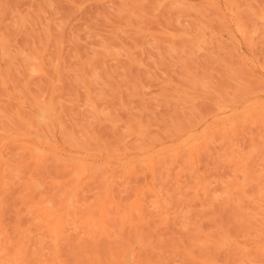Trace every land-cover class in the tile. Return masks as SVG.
<instances>
[{"label":"rangeland","instance_id":"1","mask_svg":"<svg viewBox=\"0 0 264 264\" xmlns=\"http://www.w3.org/2000/svg\"><path fill=\"white\" fill-rule=\"evenodd\" d=\"M0 42V264H264L221 244L264 237V0H0Z\"/></svg>","mask_w":264,"mask_h":264},{"label":"bare ground","instance_id":"2","mask_svg":"<svg viewBox=\"0 0 264 264\" xmlns=\"http://www.w3.org/2000/svg\"><path fill=\"white\" fill-rule=\"evenodd\" d=\"M228 10H229V14L231 15V16H233L234 17V10L232 9V8H227ZM233 19V18H232ZM231 21V20H230ZM232 22V21H231ZM233 22H234V20H233ZM236 24V27H237V29H238V31H240L241 32V35L244 37L245 36V31H244V28H242V27H244V26H242L239 22L238 23H235ZM235 27V26H234ZM232 33V32H231ZM239 33V32H238ZM233 37V36H232ZM236 37V36H235ZM241 37V36H240ZM246 37V36H245ZM234 39H236L237 40V37L236 38H234ZM239 40V39H238ZM0 44H1V42H0ZM3 44V43H2ZM1 49V48H0ZM2 55H3V53H2ZM253 66V65H252ZM9 74V73H8ZM263 76V75H262ZM261 87H263V86H261ZM264 91V90H263ZM253 93V92H252ZM251 93V94H252ZM263 96V95H262ZM244 102V101H243ZM230 103V102H229ZM236 103V102H235ZM259 104H261V103H259ZM219 106H220V104H218ZM229 105V104H228ZM258 106V105H257ZM228 107V106H227ZM232 107V106H231ZM263 107H264V105H263ZM46 109H47V107H45ZM49 109V108H48ZM217 109H218V107H217ZM94 110V109H93ZM218 110H220V109H218ZM217 110V111H218ZM258 111V110H257ZM261 112H264V109H262V110H260ZM239 112V111H238ZM217 113V112H216ZM218 114V113H217ZM56 115V114H55ZM216 115V114H215ZM246 117H248L247 115H245ZM255 117H256V115H254ZM253 116V117H254ZM260 116V115H259ZM255 119V118H254ZM237 120V119H236ZM252 120V119H251ZM232 121V120H231ZM232 122H234V121H232ZM238 122V121H237ZM243 122V121H242ZM194 123V122H193ZM239 123V122H238ZM237 123V124H238ZM246 123H247V120H246ZM256 123V122H255ZM229 124H233V123H229ZM229 124H227L228 125V127H229ZM242 124V123H241ZM41 125V124H40ZM235 125H236V123H235ZM225 126V125H224ZM237 126V125H236ZM211 127V126H210ZM233 127H234V125H233ZM239 127V126H238ZM257 127V126H256ZM15 128V127H14ZM43 128V127H42ZM226 128V127H225ZM240 128V127H239ZM259 128V127H258ZM9 129V128H8ZM48 129V128H47ZM194 129V128H193ZM216 129V128H215ZM236 129V128H235ZM260 129V128H259ZM17 130V129H16ZM223 131H224V129H223ZM16 132V131H15ZM206 132L207 131H203V133H201V135H204V134H206ZM218 132V131H217ZM182 134V133H181ZM211 134H213V133H211ZM214 135V134H213ZM212 135V136H213ZM211 136V137H212ZM223 136H224V134H223ZM11 137H13V136H11ZM207 137V136H206ZM216 137V136H215ZM225 137V136H224ZM239 137H240V135H239ZM62 138V137H61ZM208 138V137H207ZM230 138V137H229ZM242 138V137H241ZM67 139V138H66ZM202 139V138H201ZM214 139V138H213ZM212 139V140H213ZM149 140V139H148ZM184 140V139H183ZM192 140H196V139H192ZM200 140V139H199ZM224 140V139H223ZM144 141V140H143ZM206 141H210V140H206ZM185 142V141H184ZM194 142H199L198 140L197 141H194ZM193 142V143H194ZM224 142V141H223ZM236 142V141H235ZM210 143H211V141H210ZM209 143V144H210ZM178 144V143H177ZM182 144V143H181ZM195 144V143H194ZM198 144V143H197ZM216 144V146L217 145H220V143H215ZM223 144V143H222ZM225 144V143H224ZM239 144V143H238ZM189 145H191V144H189ZM200 145V144H199ZM139 146V145H138ZM141 146H142V144H141ZM186 146V145H185ZM194 146V145H193ZM201 146V145H200ZM84 147V146H83ZM128 147H130V146H128ZM128 147H126V148H128ZM189 147V146H188ZM209 147V146H208ZM219 147V146H218ZM226 147V146H225ZM237 147V146H236ZM86 148V147H85ZM95 148V147H94ZM88 149V148H87ZM129 149V148H128ZM128 149H126L127 151H128ZM140 149H142V148H140ZM193 149V148H192ZM195 149V148H194ZM193 149V150H194ZM220 149V148H219ZM11 150V149H10ZM130 150V149H129ZM196 150V149H195ZM229 150H231V149H229ZM239 150V149H238ZM244 150V149H243ZM243 150H240L241 152H243ZM257 150H259V149H256V150H251V151H253L254 153H256V151ZM29 151V150H28ZM111 151V150H110ZM141 151V150H140ZM202 151V150H201ZM200 151V152H201ZM204 151V150H203ZM251 151H249V153H252ZM138 152H139V149H138ZM174 152H176V151H174ZM187 152V151H186ZM196 152V151H195ZM198 152V151H197ZM206 152V151H205ZM219 152V151H218ZM224 151H222L220 154L222 155V153H223ZM229 152H231V151H229ZM30 153V152H29ZM161 153V152H160ZM232 153V152H231ZM226 154V153H225ZM233 154V153H232ZM241 154H243V153H241ZM13 155V154H12ZM152 155V154H151ZM176 155V154H175ZM199 155V154H198ZM231 155V154H230ZM230 155L228 156V157H230ZM14 156H16V155H14ZM54 156V155H53ZM188 156V155H187ZM217 156H219V155H217ZM139 157V156H138ZM152 157V156H151ZM166 157V156H165ZM190 156H188L186 159H188ZM233 157V156H232ZM54 158V157H53ZM145 158H146V156H145ZM148 158H150L149 156H148ZM231 158V157H230ZM12 159V158H11ZM14 159V158H13ZM12 159V160H13ZM173 159V158H172ZM185 159V158H184ZM239 159V158H238ZM54 160V159H53ZM141 160V159H140ZM167 160V159H166ZM181 160V159H180ZM179 160V161H180ZM183 160V159H182ZM149 161V160H148ZM151 161V160H150ZM14 162H16V161H14ZM57 162V161H56ZM122 162V161H121ZM125 162V161H124ZM123 162V163H124ZM183 162H185V161H183ZM182 162V163H183ZM236 162V161H235ZM2 163L3 162H1V165H2ZM10 164L12 163V161H10L9 162ZM67 163V162H66ZM127 163V162H126ZM129 164V163H128ZM181 164V163H180ZM184 164V163H183ZM185 164H186V162H185ZM191 164V163H190ZM9 165V164H8ZM12 165V164H11ZM11 165H9V168H10V166ZM59 165V164H58ZM66 165V164H65ZM81 165V164H80ZM146 165V164H145ZM157 165V164H156ZM167 165V164H166ZM20 166H22V165H20ZM82 166H83V164H82ZM126 166V165H125ZM52 167V166H51ZM56 167V166H55ZM81 167V166H80ZM80 167L78 168V170L80 169ZM92 167V166H91ZM96 167V166H95ZM130 167V166H129ZM131 167H133V166H131ZM151 167V166H150ZM162 167V166H161ZM178 167H180V165H178ZM177 167V168H178ZM190 167V166H189ZM5 168V167H4ZM65 168V167H64ZM103 168V167H102ZM108 168V167H107ZM154 168V167H153ZM35 169H37V168H35ZM34 169V170H35ZM56 169V168H55ZM76 169H77V167H76ZM96 169V168H95ZM180 169V168H179ZM9 170V169H8ZM50 170V169H49ZM53 170V169H52ZM81 170V169H80ZM80 170H79V172H80ZM96 170H98V169H96ZM128 170H129V168H128ZM138 170H140V169H138ZM143 170V169H142ZM174 170V169H173ZM177 170V169H176ZM189 170V169H188ZM192 170V169H191ZM40 171V170H39ZM57 171V170H56ZM98 171H101V170H98ZM122 171H124V170H122ZM134 171V170H133ZM157 171V170H156ZM167 171V170H166ZM180 171V170H179ZM263 171V170H262ZM7 172V171H6ZM16 172V171H15ZM65 172V171H64ZM131 172V171H130ZM140 172V171H139ZM138 172V173H139ZM161 172H162V170H161ZM264 172V171H263ZM46 173V172H45ZM77 173V171L75 172V174ZM94 173V172H93ZM96 173V172H95ZM107 173V172H106ZM166 173V172H165ZM243 173V172H242ZM261 173V172H260ZM7 174V173H6ZM32 174H33V172H32ZM80 174H83V172L81 171V173ZM80 174H78V176L80 175ZM102 174H104L103 172H102ZM163 174H164V172H163ZM167 174H168V172H167ZM10 175V174H9ZM8 175V176H9ZM42 175V174H41ZM46 175V174H45ZM53 175V174H52ZM74 175V174H73ZM134 175V174H133ZM177 175V174H176ZM175 175V176H176ZM262 175V174H261ZM17 175H15L14 174V177L15 178H17L16 177ZM56 176V175H55ZM76 176V175H75ZM78 176H76L77 177V179L79 178ZM102 176V175H101ZM135 176H136V174H135ZM155 176V175H154ZM158 176H160L159 175V173H158ZM165 176V175H164ZM259 176V175H258ZM97 177H99V176H97ZM129 177V176H128ZM260 177V176H259ZM259 177H258V179H259ZM5 178V177H4ZM94 178V177H93ZM112 178V177H111ZM137 178V177H136ZM159 178V177H158ZM163 178V177H162ZM167 178V177H166ZM31 179V178H30ZM38 179H39V176H38ZM44 179V178H43ZM115 179V178H114ZM122 179V178H121ZM160 179V178H159ZM246 179V178H245ZM244 179V180H245ZM257 179V178H256ZM255 179V180H256ZM257 179V180H258ZM70 180V179H69ZM96 180V179H95ZM102 180V179H101ZM129 180V179H128ZM171 180H172V178H171ZM263 180V179H262ZM97 181V180H96ZM103 181V180H102ZM111 181V180H110ZM121 181V180H120ZM161 181V183H162V180H160ZM165 181V180H164ZM166 181H167V179H166ZM254 181V180H253ZM259 181V180H258ZM258 181H257V183H258ZM41 182V181H40ZM56 182H57V180H56ZM129 182V181H128ZM256 182V181H255ZM260 182H261V180H260ZM32 183V182H31ZM57 183H59V182H57ZM86 183V182H85ZM98 183V182H97ZM102 183V182H101ZM105 183V182H104ZM111 184L113 183L112 181L110 182ZM153 183V182H152ZM256 183V184H257ZM264 183V182H263ZM30 184V183H29ZM95 184V183H94ZM110 184V185H111ZM135 184V183H134ZM164 184V183H163ZM90 185V184H89ZM99 185V184H98ZM102 185H104L103 183H102ZM129 186H130V184H128ZM132 185V184H131ZM159 185V184H158ZM170 185H171V183H170ZM261 185H262V187H264V185L261 183ZM53 186V185H52ZM92 186V185H91ZM136 186V185H135ZM138 186V185H137ZM155 186V185H154ZM162 186V185H161ZM55 187V186H54ZM59 187H60V185H59ZM66 187V186H65ZM94 187V186H93ZM117 187V186H116ZM121 187V186H120ZM126 187H128L127 186V184H126ZM124 188L126 191L128 190L127 188ZM156 187V186H155ZM159 187V186H158ZM61 188V187H60ZM70 188V187H69ZM69 188H68V190H69ZM85 188V187H84ZM138 188V187H137ZM161 188V187H160ZM162 188H163V186H162ZM67 189V188H66ZM91 189V188H90ZM114 189V188H113ZM258 189H260V187L258 186ZM48 190V189H47ZM50 190V189H49ZM56 190V189H55ZM98 190V189H97ZM101 190V189H100ZM121 190V189H120ZM148 190V189H147ZM96 191V190H95ZM103 191V190H102ZM260 191L261 192H263V190H261L260 189ZM260 191H256L257 193H256V196L258 197V201H254V204H255V208L258 210V211H260V213H262V214H264V205L263 204H261V202L262 201H264V192L261 194V193H259ZM45 192V191H44ZM54 192V191H53ZM118 192V191H117ZM147 192V191H146ZM168 192V191H167ZM56 193V192H55ZM84 193V192H83ZM103 193V192H102ZM113 193V192H112ZM122 193V192H121ZM123 193H127V192H123ZM122 193V194H123ZM148 193V192H147ZM163 193V192H162ZM50 194H52V193H50ZM92 194V193H91ZM108 194V193H107ZM150 194V193H149ZM154 194V193H153ZM167 194V193H166ZM56 195H58V194H56ZM75 195H77V194H75ZM75 195H73V196H75ZM120 195V194H119ZM131 195V194H130ZM155 195V194H154ZM53 196V195H52ZM51 196V197H52ZM55 196V195H54ZM66 196H67V193H66ZM79 196V195H78ZM122 196V195H121ZM132 196V195H131ZM162 196V195H161ZM56 197V196H55ZM54 197V198H55ZM71 197V196H70ZM75 197H77V196H75ZM74 197V198H75ZM88 197V196H87ZM87 197H86V199H87ZM117 197H119V196H117ZM45 198V197H44ZM64 198V197H63ZM73 198V197H72ZM141 198V197H140ZM162 198H164V197H162ZM71 199V198H70ZM81 199V198H80ZM84 199V198H83ZM85 199V200H86ZM131 199V198H130ZM143 199V198H142ZM253 199H255V197L253 198ZM58 200V199H57ZM65 200V199H64ZM89 200V199H88ZM124 200V199H123ZM71 201V200H70ZM76 201V200H75ZM91 201V200H90ZM127 201H129V199L127 200ZM126 201V202H127ZM261 201V202H260ZM42 202V201H41ZM69 202V201H68ZM82 202H84L83 200H82ZM104 202V201H103ZM110 202V201H109ZM71 203V202H70ZM88 203V202H87ZM121 203V202H120ZM128 203H130V202H128ZM137 203V202H136ZM142 203V202H141ZM46 204V203H45ZM73 204V205H72ZM72 206H74V203L72 202ZM84 204H85V202H84ZM89 204V203H88ZM91 204V203H90ZM124 204V203H123ZM126 204V203H125ZM56 205V204H55ZM110 205V204H109ZM114 205V204H113ZM145 205V204H144ZM79 206H82V203H81V205L79 204ZM91 206V205H90ZM89 206V207H90ZM107 206H108V204H107ZM137 206H139V204L137 205ZM75 207V206H74ZM83 207H85L84 205H83ZM82 207V208H83ZM123 207V206H122ZM151 207V206H150ZM153 207V206H152ZM158 207V206H157ZM76 208H77V206H76ZM106 208V207H105ZM112 208V207H111ZM124 208V207H123ZM136 208V207H135ZM135 208H134V210H135ZM162 208V207H161ZM85 209H86V207H85ZM137 209V208H136ZM148 210H149V208H147ZM147 209H146V212H147ZM158 209V208H157ZM118 210V209H117ZM144 210V209H143ZM154 210H156V206H155V209ZM161 210V209H160ZM75 211V210H74ZM133 211V210H132ZM136 211H138V210H135V212ZM151 211H152V209H151ZM159 211V210H158ZM153 212H157V210L156 211H153ZM76 213V212H75ZM78 213V212H77ZM87 213V212H86ZM137 213V212H136ZM149 213V212H148ZM103 214H105L104 212H103ZM102 214V215H103ZM124 214V213H123ZM126 214V213H125ZM138 214V213H137ZM149 214H151V213H149ZM166 215V214H165ZM50 216V215H49ZM69 216V215H68ZM81 216V215H80ZM124 216V215H123ZM150 216V215H149ZM156 216H157V213H156ZM85 217V216H84ZM119 217V216H118ZM152 217V216H151ZM48 218V217H47ZM81 220H82V218L81 217H79ZM134 218V217H133ZM139 218V217H138ZM146 218V217H145ZM71 219V218H70ZM95 219V218H94ZM94 219H92L91 218V222H94L95 223V221H93ZM121 219V218H120ZM123 219V218H122ZM137 219V218H136ZM158 219V218H157ZM160 219V218H159ZM80 220V221H81ZM108 220H109V218H108ZM124 220V219H123ZM122 220V221H123ZM126 220V219H125ZM135 220V219H134ZM147 220H148V218H147ZM156 220V219H155ZM165 220H166V218H165ZM63 221V220H62ZM128 221V220H127ZM152 221V220H151ZM50 222H51V220H50ZM78 222V221H77ZM121 222V221H120ZM160 222V221H159ZM94 223H92V227L95 229V230H98V228H95V227H97V226H95V225H97V224H95L94 225ZM97 223V222H96ZM135 224H136V222H134ZM133 223V224H134ZM140 223V222H139ZM150 223V222H149ZM56 226H59L60 224H58L57 222H56ZM77 224V223H76ZM88 224V223H87ZM122 224V223H121ZM161 224V223H160ZM50 225V224H49ZM66 225V224H65ZM73 225V224H72ZM142 225V224H141ZM144 225H145V223H144ZM79 226V225H78ZM81 226V225H80ZM95 226V227H94ZM104 225L103 224H101L100 225V227H103ZM68 227V226H67ZM81 227H83V226H81ZM84 227H86V226H84ZM105 228H106V226H105ZM108 228V227H107ZM117 228V227H116ZM119 228V227H118ZM120 228H122V227H120ZM134 228V227H133ZM135 228H136V225H135ZM138 228V227H137ZM136 228V229H137ZM50 229H52V227L50 228ZM54 229V228H53ZM56 229V228H55ZM91 229V228H90ZM103 229V228H102ZM73 229H71V231H72ZM84 230V229H83ZM117 230V229H116ZM253 230V229H252ZM252 230H250L249 231V233H251V231ZM89 231V230H88ZM91 231H93V230H91ZM102 231V230H101ZM108 231H109V229H108ZM123 231V230H122ZM54 232H56V230H54ZM68 232V231H67ZM82 232V231H81ZM80 232V233H81ZM93 232H95V231H93ZM104 232V231H103ZM120 232H121V230H120ZM58 233V232H57ZM56 233V234H57ZM69 233H71V232H69ZM133 234H134V232H132ZM253 233V232H252ZM53 234H55V233H53ZM72 234V233H71ZM95 234V233H94ZM106 234V233H105ZM104 234V235H105ZM121 234V233H120ZM132 234V235H133ZM60 235V234H59ZM90 235V234H89ZM92 235V234H91ZM90 235V236H91ZM155 235V234H154ZM94 235H92V237H93ZM115 236V235H114ZM120 236V235H119ZM133 236H135V235H133ZM143 236V235H142ZM148 236V235H147ZM152 236V235H151ZM163 236V235H162ZM245 236V235H244ZM258 236H262L261 234H259L258 233V231H256V234L254 235V237H258ZM264 236V235H263ZM98 238H99V236H97ZM121 237H122V235H121ZM120 237V238H121ZM137 237L138 236H136V239H137ZM159 237V236H158ZM87 238H88V236H87ZM105 238H107L106 237V235H105ZM129 238H130V236H129ZM133 238H135V237H133ZM133 238H131V239H133ZM141 238H143V237H141ZM161 238V237H160ZM124 239V238H123ZM126 239V238H125ZM135 239V240H136ZM147 238H145V240H146ZM154 239H156L155 237H154ZM108 240V243H110L109 242V239H107ZM121 239H119L118 238V241H120ZM139 240V239H138ZM159 240V239H158ZM157 239H156V241H158ZM94 241H95V239H94ZM115 241V240H114ZM137 241V240H136ZM143 241V240H142ZM151 241V240H150ZM124 242H126L125 240H124ZM128 242H130V241H128ZM140 242V241H139ZM149 242V241H148ZM161 242H162V240H161ZM113 243V242H112ZM123 243V242H122ZM132 243V241L130 242V244ZM138 243V242H137ZM141 243V242H140ZM158 244L160 243V242H157ZM116 243H114V245H115ZM144 244V243H143ZM156 244V243H155ZM221 244H223V245H226V246H228V247H236V248H238V250L243 254V255H247V254H250V253H253V252H256V253H258V252H260V251H264V237L263 238H258V239H256V238H247V239H241V240H239V239H237V238H235V237H232V236H227V235H225L222 239H221ZM2 245H3V243H2ZM113 245V244H112ZM120 245H122V244H120ZM146 246H147V244H145ZM144 245V246H145ZM8 246V245H7ZM116 246V245H115ZM129 246V245H128ZM150 246H152V245H150ZM154 246V245H153ZM159 246V245H158ZM157 246V247H158ZM0 247H2V246H0ZM114 246H112L111 248L112 249H114L113 248ZM117 247V246H116ZM120 247H122V246H120ZM156 247V248H157ZM15 248V247H14ZM109 248V247H108ZM123 248V247H122ZM145 248V247H144ZM3 249V248H2ZM0 250L1 251V253L0 254H2V252H3V250ZM141 249V248H140ZM139 249V250H140ZM188 250V249H187ZM186 250V251H187ZM191 249H189V251H187V254L186 255H196L194 252H192V250L190 251ZM110 251V250H109ZM109 251H108V253H109ZM116 251H118V250H116ZM120 251H122L121 252V254L120 255H141L140 253H142V251H140V253H139V251L136 253L135 252V250H133L132 248H127L126 247V249L125 250H121L120 249ZM151 251H153V250H151ZM155 252V251H154ZM157 252H158V250H157ZM4 253H5V251H4ZM112 253H114V252H111L110 251V254H112ZM139 253V254H138ZM145 253V252H144ZM109 254V255H110ZM115 254H117V253H115ZM3 256H4V254H2ZM145 255V254H144ZM117 256V255H116ZM7 257V256H6ZM135 257V256H134ZM137 257V256H136ZM190 257H192V256H190ZM3 258V257H2ZM2 258H0V260L2 259ZM118 258V257H117ZM131 258V257H130ZM23 259V258H22ZM135 259V258H134ZM133 259V260H134ZM139 259H140V257H139ZM4 260V259H3ZM131 260V259H130ZM145 260H147V259H145ZM145 260L142 262V263H144L145 264ZM6 261V264H9L11 261H9V263H7V261L8 260H4V262ZM17 261V260H16ZM137 261V260H136ZM3 262V263H4ZM116 262V261H115ZM120 262V261H119ZM118 262V263H119ZM131 262V261H130ZM138 262V261H137ZM218 262V261H217ZM117 263V264H118ZM120 263H122V262H120ZM135 263V262H134ZM201 263V262H200ZM225 263H227V262H225ZM234 263H236V262H234ZM238 263H240V262H238ZM2 264V263H1ZM12 264H14V263H12ZM16 264H17V262H16ZM26 264V263H25ZM114 264V263H113ZM131 264H133V263H131ZM140 264V263H139ZM224 264V263H223ZM260 264V263H259Z\"/></svg>","mask_w":264,"mask_h":264}]
</instances>
